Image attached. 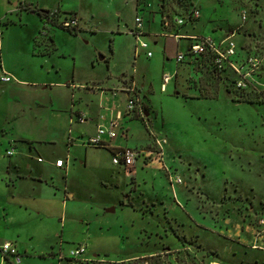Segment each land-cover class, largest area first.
Here are the masks:
<instances>
[{
    "label": "rangeland",
    "instance_id": "rangeland-1",
    "mask_svg": "<svg viewBox=\"0 0 264 264\" xmlns=\"http://www.w3.org/2000/svg\"><path fill=\"white\" fill-rule=\"evenodd\" d=\"M135 1L27 0L33 7H52L60 2L62 10L77 13L80 28L76 36L65 30L55 35L61 54L58 79L65 81L75 71L82 86L75 90V98L105 101L110 97L122 106L124 99L112 97L108 90L133 77L140 100L150 111L141 118H124L127 138L123 140L120 134L118 140L130 149L152 146L155 135L165 142L162 169L136 165L135 175L129 176V170L111 163L105 147H68V139L77 138L69 130L65 110L63 130L61 124H54L52 144L28 155L34 165L38 157L45 161L50 153L68 158L70 167L54 173V180L67 192L63 252L68 255L69 249L84 240L83 260L95 259L75 264H112L149 255L159 263L264 264V0H194L200 15L188 26L193 27V33L218 40L228 29L235 31L241 74L229 69L224 78L191 66L188 57L177 63L175 51L184 52L186 40L179 48L171 38L158 36L155 40L149 35L135 40L128 29L133 27ZM142 1L138 0L137 13L145 28L151 25L157 35L167 34L160 25L161 0H146V5ZM23 2L0 0V70H4L1 63L11 66L14 83L27 92L31 88L21 86L16 78L41 82L56 77L19 70L34 61L24 53L20 41L24 20L29 27L37 22L41 28L50 27L33 11H21L20 16L14 4ZM169 5L168 1L164 12L171 10ZM46 37L47 32L38 35L32 44L34 53ZM140 42L148 48H140ZM134 50L139 54L136 60ZM147 50L153 57L145 56ZM253 50L259 62L249 67L245 78L241 75L248 67L242 61ZM165 75L171 77L161 90ZM237 82L242 86L237 88ZM227 87L232 93L226 92ZM34 89L32 94L27 92L29 103L44 96L39 88ZM103 90L108 94L102 96ZM62 93L66 107L69 94ZM32 110V116H37L32 132L43 136L51 122L46 121L42 108ZM81 129L91 131L87 124ZM168 175L180 178L181 184L170 181ZM43 221L50 224V220Z\"/></svg>",
    "mask_w": 264,
    "mask_h": 264
},
{
    "label": "crops",
    "instance_id": "crops-1",
    "mask_svg": "<svg viewBox=\"0 0 264 264\" xmlns=\"http://www.w3.org/2000/svg\"><path fill=\"white\" fill-rule=\"evenodd\" d=\"M191 1L195 4L194 0ZM142 2L145 5L147 3L146 0ZM14 5L16 6L15 9L18 13L24 11L21 9L22 7L34 8L29 2H27V0H24L23 4ZM137 5L138 0H136L134 4V18L138 16L141 19L142 37L148 38L149 35H153L152 37H154L155 40H157L158 36L168 39L171 38L177 48H179L181 41L186 40L188 41L186 43V49L188 48L190 43L188 39H176L169 35L166 37V35H161L160 33L157 35L158 32L156 30H152L151 25L145 28L143 18L137 13ZM60 7V2L56 3L52 7L36 6V8L57 12L59 15L62 13H74L77 16V13L73 12V10H67V12L66 10H62V7ZM196 7L200 10L198 5H196ZM25 12L28 11L25 10ZM167 14H171V10L167 12L163 11L161 14V20L162 17ZM19 15L21 16V13H19ZM21 20L23 19L20 18V21ZM60 20L61 16L58 17L57 22ZM39 21L41 22L40 18ZM24 23L25 24H23V26L25 27V33L21 35L20 41L23 44L24 53H28L29 57H31L34 61H28L30 65L27 68H20L19 70L25 72V74L38 76H40L41 72H44L45 74L55 76L57 79L55 78L53 80H45L41 82H28V80L24 78H16L21 86L31 88L27 89V92L30 94L36 91L34 89L36 87L44 92L42 93L44 96L41 99L36 97L34 100L32 99L30 103V95L24 91L25 89L23 87H19L18 83H14V78L6 83L0 82V243L8 241L16 247L18 252L21 254V261L19 264H54V259L56 260L55 264L91 262L95 258H91V260L86 258V260H83V256L86 253V243L84 240L82 241L84 244H77L85 247L84 253L78 260L69 261L64 259L66 254L63 252L62 244L64 242L62 232L64 231L63 229L65 226L62 219L65 215L64 207L66 205L67 192L64 190L65 186L60 188L59 184L54 180V173L55 171L62 170V168H66L67 165L70 167V164H68V158L65 157V159H62L56 156L55 153H50L45 156V161L38 157L36 161L37 164L34 165L29 161L28 155L37 153L41 146H49L48 144H52L55 128L59 127L61 124V130H63L65 110L67 112V119L70 127L69 130L77 138L76 141L69 138L67 143L68 147L70 146L74 148L78 147V144H81L80 146L87 148L81 141L94 135L97 126L106 125L116 111L123 110L126 101V93L123 88L132 83L135 85L138 95L139 90L137 89V83L134 78L131 77L130 80L122 83L120 87L108 90V93H110L112 97L116 98L119 95L122 99H124L122 106L114 103L110 97L105 101L103 100L104 98L90 100H83L82 98L76 99L74 92L75 90H79L82 86L76 81L77 76L75 71L73 70L70 78H67L65 81L58 79V77L61 76V63L59 60L61 59V54L56 47L57 44H55V35L58 31L64 30L56 27L55 29L53 27V29H50V27L46 28L47 37L46 39L40 40L41 49L39 48L38 51L34 53L32 44L35 41L37 42L39 34L42 35L41 23L37 22L33 27H29L27 19L24 20ZM191 25H193V23ZM188 26L189 24H186L179 29L171 28L169 31L177 32L182 36H203L201 33H193V27L189 29ZM78 28H80L79 22ZM134 28L135 23L133 19V27L128 29L129 34L135 38V35L133 34ZM64 32L71 37L76 36L69 34L66 31ZM234 32V29H228L223 33L224 35L222 38H219L218 40L223 39L225 36L231 35L232 33L233 39ZM2 46L3 41L1 40V50ZM136 51L137 50H134L133 53L134 60L139 58V54L136 53ZM178 52L180 51H175L174 58ZM151 57H153L152 53L151 56L147 58ZM1 66L4 69L2 71L10 74L12 77L15 76L13 74L15 70L11 66L4 65L3 63H1ZM86 89L91 94H94L92 89L87 88V86ZM63 91H66L67 94H69L66 107H63ZM101 93L102 96L108 94L104 90ZM32 105L33 107H40L45 110L48 117L46 121L51 122V126H48L43 136L32 132V124L37 118V116H32ZM141 105L142 114L147 116L150 111V107L142 102ZM80 116L85 117L86 120L84 122H79L77 118ZM132 117L137 116L132 115L130 118ZM124 120L125 119L121 121V127L118 130L117 136L110 141L111 146L127 148L126 143L118 140L120 134L123 140L127 138V129H123ZM86 124L87 126H90L91 131H84L81 129V126ZM156 138L158 139V136H153V139ZM152 146L143 149H150ZM68 147L67 149H69ZM104 149L112 157L113 148L105 147ZM10 150L11 154L7 155L6 152ZM38 159H40V161H38ZM56 160H62L64 163L63 166H55L54 163ZM43 163L44 165H41ZM79 163L85 165V161L83 160H79ZM136 165L144 168H154L156 170L161 169L160 165L157 163L144 165L142 159H137L134 166L128 171L129 176L135 175ZM116 167L123 169L120 166ZM121 203L123 204V202ZM45 219L50 220L49 225L44 223L43 220ZM42 228L44 230H42ZM41 231L43 232L42 234ZM42 235H44V237H42ZM254 249L257 248L255 247ZM51 258L53 260H51ZM0 264H12V262L9 257L0 256Z\"/></svg>",
    "mask_w": 264,
    "mask_h": 264
},
{
    "label": "built area",
    "instance_id": "built-area-1",
    "mask_svg": "<svg viewBox=\"0 0 264 264\" xmlns=\"http://www.w3.org/2000/svg\"><path fill=\"white\" fill-rule=\"evenodd\" d=\"M171 14L164 15L161 21V27L165 31H169L171 28L179 29L186 24L194 23L200 15V10L193 3L190 5L185 12L181 15L172 12ZM241 20L245 21V14L241 15ZM135 28L133 34L135 35V39L138 40L142 35V22L140 17L136 16L134 18ZM60 26L65 29H75L78 27V18L77 16L70 15L66 19L60 21ZM44 25L50 26V24L45 23ZM167 31V32H168ZM161 35H169L176 39H188L189 46L185 52H178L175 55V59L177 63H182L185 61L186 57L189 58L188 62H191L193 59L198 58L199 56H206L207 54L211 55V63L212 66L220 71L224 68H228L230 70H234L236 73H240L239 63L237 58L239 57L238 47L232 39V35H227L223 39L218 41L210 38L199 35L193 36H182L177 32H168L162 33ZM140 48L146 49L147 44L145 42H140ZM241 50V48H239ZM255 50V49H254ZM251 53L250 56H245L244 61L245 65L248 67L246 72H243L241 76L247 77L249 76V70L251 67L257 66L259 62V58ZM146 56L150 57L151 52L146 51ZM241 63V64H242ZM171 75L163 76L160 88L164 89L165 85L169 82ZM13 79V77L0 70V82L6 83ZM241 82L236 83V87H241ZM126 93V101L122 111H116L113 117L108 121L106 125H99L95 130V134L85 138L82 141V144L85 146L92 147H107L113 148L111 163L116 166L122 167L124 170H130L137 159H142L144 165H150L153 163H157L160 165V168H163L162 164V144L164 140L154 139L153 146L150 149H130V148H121L114 147L110 145V141L113 140L117 134L118 130L121 127V121L124 118H130L132 115H136L137 117H142V105L139 95L136 92V87L132 83L125 86L123 88ZM79 122H84L86 119L83 116L77 118ZM7 155L11 154V150L6 152ZM40 161V159H38ZM55 166L61 167L63 166L62 160H56ZM170 181L175 182L176 184H181V179L178 177L172 178L171 175H168ZM173 179V180H171ZM263 223V222H262ZM85 247L83 245H77L76 247L69 250L68 255H65L64 259L69 261H76L79 257L84 253ZM0 256L9 257L11 259L12 264H19L21 261V254L18 252L16 247L8 241L0 243ZM154 255L149 256H141L135 257L131 259H124L120 261H116L112 264H176L175 262L166 263V262H156L154 261Z\"/></svg>",
    "mask_w": 264,
    "mask_h": 264
},
{
    "label": "trees",
    "instance_id": "trees-1",
    "mask_svg": "<svg viewBox=\"0 0 264 264\" xmlns=\"http://www.w3.org/2000/svg\"><path fill=\"white\" fill-rule=\"evenodd\" d=\"M168 1H169V4H170L169 6L171 8V11L176 13V14H180V15L183 12H185L190 5L193 4V2L191 0H161V6H160L161 7V9H160L161 10V14L163 13L164 7L168 3ZM21 9L35 12L36 14H38V16L40 17L41 20H43L45 23L50 24L51 27H56V28L63 29L66 32H68L69 34L76 35L77 30H79L78 27L75 28V29H65V28H62L60 26V24H59L61 20L66 19L70 15L76 16L74 13H65L63 15L62 14L59 15L57 12H52V11H49V10L39 9V8H36V7H34V8L22 7ZM60 16H61V20L59 22H57L58 17H60ZM41 32L45 33L46 29L44 27H42L41 28ZM189 63L193 67H198L200 69H206L209 74H211L213 77H216V78H224L225 76H229L228 75V72H229L228 68H224V69L218 71L212 66L211 55H209V54H207L206 56H199L198 58L193 59ZM231 83H234L233 79L231 80ZM226 92L227 93H232L228 87L226 88ZM231 99L233 101H237L238 102V100L234 99V97H232Z\"/></svg>",
    "mask_w": 264,
    "mask_h": 264
}]
</instances>
